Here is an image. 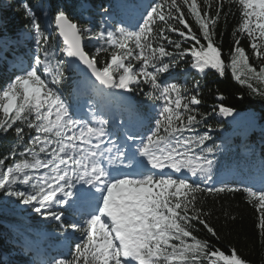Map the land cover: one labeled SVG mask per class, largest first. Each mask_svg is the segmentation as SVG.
Segmentation results:
<instances>
[{
	"label": "snow or ice",
	"instance_id": "obj_1",
	"mask_svg": "<svg viewBox=\"0 0 264 264\" xmlns=\"http://www.w3.org/2000/svg\"><path fill=\"white\" fill-rule=\"evenodd\" d=\"M225 3L238 4L241 14L230 63L215 40L221 15L229 14ZM22 7L36 50L29 65L0 89V133L11 131L17 138V146L0 158V193L61 228L62 217L76 205L73 197L90 201L81 214L86 218L65 228L81 234L71 258L50 264H248L234 247L221 250L194 233L220 239L203 195L243 193L264 235V181L259 189L209 184L220 146L208 145L215 128L207 120L231 116L234 109L220 103L201 113L195 107L202 103L199 83L189 90L170 70L184 62L223 77L230 68L239 84L264 98V88L252 83L264 85V0H215L214 9L210 0L203 6L198 0H153L134 26L98 32L64 10L44 26L30 3ZM242 36L251 53L241 45ZM85 41L97 42L94 55ZM250 55L260 61L259 70L249 63ZM72 72L97 97L139 90L159 104L147 134L127 135L135 152L111 139L109 121L95 109L90 119L76 117L60 91ZM201 126L207 131L200 132ZM225 219L235 217L225 213Z\"/></svg>",
	"mask_w": 264,
	"mask_h": 264
},
{
	"label": "trees",
	"instance_id": "obj_2",
	"mask_svg": "<svg viewBox=\"0 0 264 264\" xmlns=\"http://www.w3.org/2000/svg\"><path fill=\"white\" fill-rule=\"evenodd\" d=\"M146 1L148 5L153 0ZM215 7V0H210ZM23 3H30L33 10L40 18L42 25H45V14L43 5L47 6L49 18L54 16L57 10H64L75 22L82 26H88L95 31H100L104 21V10L112 11L114 19L121 23L124 20L128 26L136 24L139 18L134 15L139 8L137 0H8L6 6L2 7L0 17V37L20 39L21 33L29 35L30 21L22 7ZM203 6V0H198ZM223 12L229 14L221 15L216 28L215 40L222 50V58L230 63L229 51L234 43L233 32L241 22V14L238 4L225 3ZM214 14V12H210ZM190 19V23L194 21ZM131 20H134L131 24ZM113 24H116L114 22ZM126 27V26H125ZM195 30V29H194ZM222 34V35H221ZM4 39L5 46H0V89L6 87L11 79H14L19 70L15 66H9V60L22 62V68H26L35 53V44L30 38H24L22 45H11L8 39ZM241 45L251 53L248 47V40L240 37ZM86 50L95 54L96 41H85ZM101 60L104 56L100 57ZM249 63L259 70L260 61L250 55ZM176 81L186 84L189 90H193L195 83H199V98L202 103L195 106L201 113L211 112L212 108L220 103L234 109L231 116L225 120L222 116H214L207 120V123L215 128L210 133L212 139L207 142L209 146L218 145V141H225V146L214 154L215 167L213 180L209 184L220 187L227 185L250 186L254 189L255 182L264 181V98L252 94L247 86L239 84L232 76L231 69L226 68L225 75L221 77L216 70L206 69L199 73L190 69L189 65L181 62L177 67L170 70ZM163 78H169V73L163 74ZM80 75L72 72L69 79L62 85L60 91L63 98L71 104L73 88L78 87ZM254 86L264 88V85L252 81ZM147 91V86H144ZM133 99V106H130V114L141 120L139 125L140 133L147 134V130L154 124L157 111L151 110L159 107L157 102L148 100L143 92L137 90L129 93ZM222 95L223 101L217 97ZM101 100L107 104L106 96ZM114 115V113H112ZM117 117L125 120L126 114L119 112ZM200 132L207 131L201 126ZM17 146L15 134L9 131L7 134L0 133V158L7 155L12 147ZM21 145L18 150H22ZM203 186V184H202ZM77 189L80 185L76 186ZM76 205L69 213L62 217L65 228L68 223L80 221L83 216L80 212L81 202L76 197ZM203 207L210 211L209 223L218 230L220 239L217 241L208 236L205 231L194 233L201 239L212 240L215 247L227 251L234 247L238 254L248 264H264V235L260 234L257 227L258 213L252 205L247 202L243 193H220L215 197H202ZM10 201L14 205L21 206L18 212L0 206V264H50L52 259L71 258L74 245L80 242L81 234L71 229L65 230L59 226L58 221L45 219L39 214L28 210L25 206L19 205L15 198H8L0 193V204ZM65 208L68 206L65 205ZM225 213L235 219H225ZM68 232L67 243L62 249L56 248V243Z\"/></svg>",
	"mask_w": 264,
	"mask_h": 264
},
{
	"label": "rangeland",
	"instance_id": "obj_3",
	"mask_svg": "<svg viewBox=\"0 0 264 264\" xmlns=\"http://www.w3.org/2000/svg\"><path fill=\"white\" fill-rule=\"evenodd\" d=\"M6 3H7V0H0V16L2 14V11H1L2 7L6 6ZM140 5H141L142 10H145V8L147 7V6H145V4H143V3L141 4V2H140ZM112 21H113V15H111V13L107 12V16L104 15V25H102V29H100V31L107 28V27L112 26L113 25ZM22 36H23L22 39H24L25 34L23 33ZM6 38L0 37V42H1L0 46L6 45V43L4 44V42H3L4 39L6 40ZM7 39L12 45H20L22 42L21 38L18 40L13 39V38H7ZM31 56L33 57L34 55H31ZM8 64H9V66H15L16 68H20L22 65V62H15L13 59H11ZM80 87H82L81 91L80 90L73 91L76 96L78 94H83V95H90V97H93V96L95 97V95L92 92L90 84L88 82H86L84 79L82 81V86L80 85ZM110 97L112 99L111 105H110V103H108L105 106L102 103H100L101 101H99L97 99L95 101V108H94V105L92 104V102L88 101V99H86V96H83V98H81V100H80L81 101L80 103L75 101L72 104H70V107H71V110L74 112V114L76 115L77 118H83V119H90L91 118L90 109H95V111L98 115H103V117L107 120H108L107 116H108L109 112L120 110L121 112L128 113V111H129L128 106L130 104V98L131 97L127 92H123L121 90H118L115 94L109 95V98ZM73 100H74V97H73ZM157 109L158 108H154V110H156V111H157ZM130 116L131 115H129V114L126 116L128 118L126 121V126H122L123 124L120 125L119 121H117V120L113 121V122L111 121L112 123L109 121V123H110V126L115 125L119 131L117 134L111 135L112 140L116 141L117 144L118 143L123 144V140H124L126 150L131 153V152H135L136 145L134 143H132L131 141H127V139H126L127 135L131 134V132H132V130L130 129L131 125H128V123L131 121V119H129ZM223 118L227 119V117H224V116H223ZM124 128L128 129L127 133L124 131ZM120 144H118V145H120ZM129 144L134 146L133 150H131L127 147V145H129ZM217 144L219 146L221 145L219 142H217ZM255 185L259 189V188H261L262 183L260 181H258V182H255ZM84 186H85L84 189L86 190L88 187H87V185H84ZM3 203H4L3 205L6 206L9 210H13L15 212H18L21 209L20 206L14 205L10 201H8V202L4 201ZM70 236H71V233L68 232L64 237H62L56 243V245H55L56 248L62 249V247L65 245V243H67L68 237H70Z\"/></svg>",
	"mask_w": 264,
	"mask_h": 264
},
{
	"label": "bare ground",
	"instance_id": "obj_4",
	"mask_svg": "<svg viewBox=\"0 0 264 264\" xmlns=\"http://www.w3.org/2000/svg\"><path fill=\"white\" fill-rule=\"evenodd\" d=\"M133 21H134V20H131V24H132Z\"/></svg>",
	"mask_w": 264,
	"mask_h": 264
}]
</instances>
